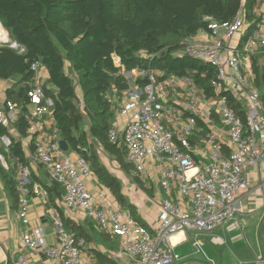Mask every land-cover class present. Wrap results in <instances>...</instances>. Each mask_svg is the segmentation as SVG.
I'll return each mask as SVG.
<instances>
[{
    "label": "built area",
    "instance_id": "1",
    "mask_svg": "<svg viewBox=\"0 0 264 264\" xmlns=\"http://www.w3.org/2000/svg\"><path fill=\"white\" fill-rule=\"evenodd\" d=\"M253 16L254 21L247 19L243 7L227 22L219 23L205 16L212 38L201 42L192 36L176 50V54L202 60L216 68V75L210 78L214 95H206L189 78L184 77L183 85L188 89L183 91L181 106H177V101L173 106H168L159 100L156 85L162 83L159 91L165 87L176 94L181 77L158 79L160 73L149 71L148 82L140 86L137 78L145 73L136 75L134 71L124 69L121 73L129 86L124 99L118 101L109 91L105 94L112 108L119 103V112L125 118L121 131L113 126L109 128V141L124 146L126 161L136 176L140 177L144 172L148 157L155 158L161 187L167 189L169 179L178 181V195L191 207L189 211L170 198L162 199L158 209V225L150 231L125 217L121 209L106 206L102 193L94 195L88 190L86 180L92 172L82 155L74 159L66 156L58 145L57 137L48 140L39 135L35 141L32 159L43 164L50 178L63 187L64 206L71 211H82L94 218L111 237L121 238V250L115 252L114 256L125 252L141 264H171L176 258L171 243L175 233L187 229L211 231L233 219L240 211L241 196L252 188V181L246 176L249 168L257 172V190L264 194V104L259 87L255 84L258 75L264 77V0H257ZM252 24L255 27L244 39L245 32ZM113 59L116 65L120 64V58L113 56ZM40 66L38 63L31 65L34 76L28 90L30 109L27 116L31 135L40 133L41 119L51 113L53 104L43 93ZM129 76H133L132 82ZM112 89L116 91L114 86ZM223 91H230L241 102L245 111L244 120L227 104ZM18 110L13 102L5 100L4 108L0 109V125L7 127L12 124ZM216 116L228 139L227 152L223 150L225 143L220 135L208 133L202 137L196 128L198 123L214 120ZM182 120L183 123L180 122ZM191 137L206 145L203 153L207 155V161L202 164L194 157ZM1 144L5 149L9 147L10 140L6 135L1 136ZM11 161L15 169L18 218L22 223L20 238L24 249H41L56 264H83L80 253L84 240L64 228L56 211L53 210L51 216L58 237L57 244H45L42 229L30 225L27 213L30 170L14 157ZM0 164L5 170L10 168L1 152ZM34 186L37 189V185ZM24 251L12 257L9 264H26Z\"/></svg>",
    "mask_w": 264,
    "mask_h": 264
},
{
    "label": "trees",
    "instance_id": "2",
    "mask_svg": "<svg viewBox=\"0 0 264 264\" xmlns=\"http://www.w3.org/2000/svg\"><path fill=\"white\" fill-rule=\"evenodd\" d=\"M257 0H0V24L8 32L9 42L0 43V79L17 80L6 89L8 101L18 107L14 129L27 136L29 85L33 80L31 65L38 63L48 73L42 85L44 95L52 100V116L59 138L67 141L87 161L90 159L98 179L107 185L118 202L123 203L119 181L97 158L88 135L114 154L120 165L124 161L121 143L107 137L112 124V105L105 94L114 86L119 91L125 82L121 71H141L140 86L148 82L149 71L159 72L158 79L169 76L187 77L206 95H214L210 78L216 68L202 60L176 54L182 42L207 30L205 16L222 23L233 19L240 7L254 21ZM257 21V19H256ZM255 27L250 25L246 38ZM16 42L18 46H11ZM113 56L120 58L116 65ZM68 63L69 72L66 70ZM264 104V77L257 76ZM79 86L82 99L76 94ZM227 104L245 119V111L230 91H223ZM88 124V135L84 124ZM201 124V123H199ZM7 128L0 125L2 135ZM192 142V141H191ZM32 149L34 148L31 145ZM8 152L25 164L20 141L11 139ZM14 167L5 170L0 164V179L11 199L17 200ZM136 179V178H135ZM53 182V181H52ZM53 182L54 188L57 183ZM75 229V227H73ZM78 238L79 234L76 232Z\"/></svg>",
    "mask_w": 264,
    "mask_h": 264
},
{
    "label": "crops",
    "instance_id": "3",
    "mask_svg": "<svg viewBox=\"0 0 264 264\" xmlns=\"http://www.w3.org/2000/svg\"><path fill=\"white\" fill-rule=\"evenodd\" d=\"M193 38L203 42V40L209 41L212 36L205 30H200ZM66 70L69 72L68 63H66ZM134 72L136 75L141 74V71L138 70ZM39 74L44 84L48 78V73L42 65L39 68ZM182 79H177L180 84L177 87V95L171 89L165 87L163 91H159L162 83L157 84L156 94L159 100L168 106H173L174 102L177 101V106H181L185 94L183 91L188 89L183 85ZM16 80V77L0 79V109L4 108L5 100H7L5 96L6 89L12 86ZM109 92L118 101H122L127 90L121 91L119 87V91L111 88ZM76 94L81 101L82 93L77 85ZM118 105L119 103L112 108L114 114L110 127L113 126L121 131L125 118L120 114ZM29 109L30 106L28 105V113ZM183 117L185 118V116ZM14 122L7 127L5 126L10 133L9 136H6L10 142L12 138L21 142L25 158L24 165L30 170L29 179L31 183L27 186L28 218L31 226L42 229L43 242L47 245L57 244L58 237L51 216V212L54 210L60 216L64 228L77 232L79 237L84 240V247L80 253L83 264H141L125 252L114 256L115 252L121 250V238L118 236L111 237L98 226L94 218L86 216L82 211L68 210L62 201L63 187L50 178L49 171L43 164L33 161L35 141L39 138V135L48 140L54 137H57V141L62 139L56 133L52 110L50 114L42 117L41 131L37 135H31L27 127V136L20 137L14 129ZM180 122L183 123L184 120ZM181 123L179 124L181 125ZM166 126L173 129L169 124H166ZM196 128L202 137L208 133L220 135L225 143L223 150L227 152L229 149V146H227L229 144L228 139L217 116L214 120H206L203 124L198 123ZM84 130L88 135L87 123L84 124ZM88 141L94 145L100 163L120 183L121 194L124 198L123 203L118 202L112 190L98 179L92 169L90 159H88L87 162L92 174L86 180L87 188L94 195L102 193L106 206L121 209L125 213V217L131 218L150 231H153L158 225V209L162 199L170 198L182 209L188 211L191 209L186 201L178 195V181L169 179V187L167 189L161 187L159 183L160 173L155 165V158L148 157L145 170L139 177L133 174L131 165L129 170L124 169L116 160L114 154L105 150L101 144L89 135ZM191 141L195 151L194 157L199 161L198 163L202 164L207 161V155L203 153L206 145L196 140L195 137H191ZM31 145H33V149ZM0 150L8 152V148L5 149L1 142ZM123 150L125 152L124 161L127 162L124 146ZM64 154L72 159L80 155L70 147ZM11 158L13 156L8 155L7 162L12 169L13 162ZM246 176L252 181V188L241 196L240 211L235 217L216 226L211 231L187 229L175 233L171 237V243L176 258L171 264H264V194L257 190L259 176L255 169L249 168ZM52 181L57 183L55 184L58 188L53 187ZM34 185H37V189ZM21 229L22 223L18 218V197L17 200L11 199L0 179V264H9L12 257L17 256L18 253L24 250L27 255L26 264H56L41 249H24L20 238Z\"/></svg>",
    "mask_w": 264,
    "mask_h": 264
},
{
    "label": "water",
    "instance_id": "4",
    "mask_svg": "<svg viewBox=\"0 0 264 264\" xmlns=\"http://www.w3.org/2000/svg\"><path fill=\"white\" fill-rule=\"evenodd\" d=\"M0 27H2L1 24H0ZM11 46H13L14 48H16V47L18 46V44H17L16 42H13V43L11 44ZM128 88H129V86H128V84H127L126 82H122V83L120 84V90H121V91L128 90ZM58 144H59V146H60V149H61L62 151H64V152L67 151L68 148H69L67 141L64 140V139H59V140H58Z\"/></svg>",
    "mask_w": 264,
    "mask_h": 264
},
{
    "label": "rangeland",
    "instance_id": "5",
    "mask_svg": "<svg viewBox=\"0 0 264 264\" xmlns=\"http://www.w3.org/2000/svg\"><path fill=\"white\" fill-rule=\"evenodd\" d=\"M0 29H3L2 27H0ZM5 32H6V34H7V36L6 37H2V38H0V43H3V42H9V38H8V32L5 30V29H3ZM5 38H6V40H5ZM257 57H260V54H257ZM133 75V74H132ZM133 76H129V81H133L132 78Z\"/></svg>",
    "mask_w": 264,
    "mask_h": 264
},
{
    "label": "bare ground",
    "instance_id": "6",
    "mask_svg": "<svg viewBox=\"0 0 264 264\" xmlns=\"http://www.w3.org/2000/svg\"><path fill=\"white\" fill-rule=\"evenodd\" d=\"M6 36H7L6 32L3 29H0V38L6 37ZM5 40H6V38H5Z\"/></svg>",
    "mask_w": 264,
    "mask_h": 264
}]
</instances>
